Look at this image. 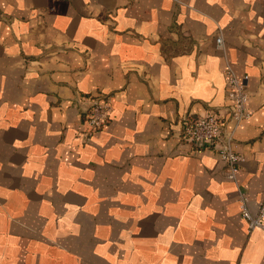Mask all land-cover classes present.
I'll use <instances>...</instances> for the list:
<instances>
[{
    "label": "crops",
    "instance_id": "1",
    "mask_svg": "<svg viewBox=\"0 0 264 264\" xmlns=\"http://www.w3.org/2000/svg\"><path fill=\"white\" fill-rule=\"evenodd\" d=\"M227 65L252 111L234 179L181 139L228 115ZM243 195L264 199V0H0V264H264Z\"/></svg>",
    "mask_w": 264,
    "mask_h": 264
},
{
    "label": "built area",
    "instance_id": "2",
    "mask_svg": "<svg viewBox=\"0 0 264 264\" xmlns=\"http://www.w3.org/2000/svg\"><path fill=\"white\" fill-rule=\"evenodd\" d=\"M216 43L222 45L221 36L216 37ZM225 75L228 115L223 116L217 110H209L201 116L184 118L181 139L194 151L208 149L216 152L224 163V174L234 179L240 163L244 160V156L232 148L234 134L250 117L252 111L248 107L247 76H237L228 65ZM110 112L111 105L104 97L96 96L89 99V104L84 109L86 124L84 133L87 138L107 123ZM240 213L247 222L248 231L255 228L264 230V199L251 209L246 196L243 195Z\"/></svg>",
    "mask_w": 264,
    "mask_h": 264
}]
</instances>
